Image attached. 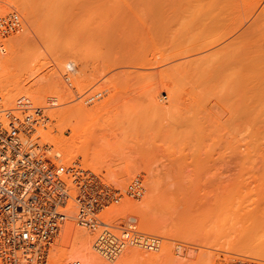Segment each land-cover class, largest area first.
Listing matches in <instances>:
<instances>
[{
    "label": "rangeland",
    "instance_id": "374dc122",
    "mask_svg": "<svg viewBox=\"0 0 264 264\" xmlns=\"http://www.w3.org/2000/svg\"><path fill=\"white\" fill-rule=\"evenodd\" d=\"M11 12L20 15L23 28L6 36L0 33V44L6 43L0 58L11 56L16 38L26 36L18 45L21 57L11 78L36 88L34 83L53 77L57 86L48 95L41 92L47 96L45 103L44 98L34 100L36 89L16 97L10 92L17 99L34 95V103L44 109L34 140L56 155L59 147L42 134L49 130L63 139L74 137L81 148L75 160L107 182L125 188L136 178L142 181L139 198L125 197L112 205L114 211L107 208L105 212L114 215L104 212V218L115 217L110 222L120 225L128 215L136 217L140 229L160 236V248L131 246L114 260L97 252L102 261L264 264V0H0V14ZM202 43L213 44L196 52ZM135 56L148 57L149 67L131 65ZM197 57L205 59V68L189 67L188 60ZM213 60L218 65L211 71ZM180 61H186V67L168 68L170 78L146 82L149 87L142 84V72L131 74L133 69L156 73ZM237 76L243 77L241 84ZM2 86L4 93L9 86ZM7 92L2 93L4 103L12 106L17 99L8 98ZM81 105L95 116L83 119V130L75 128L80 118L61 117L65 111L73 115ZM68 220L87 233L75 217ZM61 238L52 245L51 264L82 260L74 241L67 243V251H59ZM131 249L144 254L127 262L125 252ZM151 252L162 256L150 259Z\"/></svg>",
    "mask_w": 264,
    "mask_h": 264
},
{
    "label": "built area",
    "instance_id": "2783aa9c",
    "mask_svg": "<svg viewBox=\"0 0 264 264\" xmlns=\"http://www.w3.org/2000/svg\"><path fill=\"white\" fill-rule=\"evenodd\" d=\"M23 28L16 12L0 14V33ZM5 51V44H0ZM1 68V64H0ZM43 108L28 96L6 106L0 90V259L4 264H51L52 245L71 217L93 238L100 255L114 260L128 247L158 250L161 238L140 229L130 216L120 225L104 212L125 197L139 198L141 179L125 188L104 180L80 161L65 162L34 140ZM75 215H73V211ZM69 264H83L74 259Z\"/></svg>",
    "mask_w": 264,
    "mask_h": 264
},
{
    "label": "bare ground",
    "instance_id": "6f19581e",
    "mask_svg": "<svg viewBox=\"0 0 264 264\" xmlns=\"http://www.w3.org/2000/svg\"><path fill=\"white\" fill-rule=\"evenodd\" d=\"M105 26H107V25H105ZM109 26V25H108ZM108 26H107V29L109 30V29H111V26H109L110 28H108ZM106 28V27H105ZM114 28V30H113V32L115 31V27H113ZM103 29V28H102ZM105 30V29H104ZM103 30V31H104ZM101 31V30H100ZM106 31V30H105ZM104 31V32H105ZM111 30H109V32H110ZM102 32V31H101ZM108 32V31H107ZM112 32V31H111ZM115 37H116V35H117V31H115ZM121 33H122V30H121ZM118 34H119V32H118ZM124 34V33H123ZM103 35V34H102ZM111 35V34H110ZM127 35V34H126ZM2 36V35H1ZM28 36V35H27ZM120 36V35H119ZM124 36V35H123ZM107 37V36H106ZM105 36H103V39H105L106 38ZM113 36L111 35V38H112ZM115 37H113V38H115ZM125 37V36H124ZM123 37V38H124ZM25 38V39H24ZM28 38V37H27ZM109 37H107L106 39L108 40V42L109 43H107V44H109L110 45V47H111V45L112 46H115V45H113L114 43H115V41H114V43L112 44H110V39H108ZM18 39V43L17 42H15L14 44L16 45V43H17V47L15 46L14 47V44H13V54L11 55V56H9V57H7V59H6V57L4 58V57H2V58H0V60H5V62L6 63H2V62H4V61H0V63H2L3 65L1 66V68L4 66V68L5 69H3L2 71L3 72H1V78H0V82H2L3 84H7V87L6 88H8V86H9V88L8 89H6V90H4V93H6L7 91V93L8 94H6L7 96H8V98H15L16 97V95L17 94H19L20 92L22 93V92H24V90H32V89H34V91H33V94L34 93H36V91H35V89L37 90V95L36 94H34V95H31V97L32 96H34V98L36 97V98H38V99H41L42 98V100H43V98H44V96L45 95H48L46 92H48L49 91V89L50 88H52V91H53V89L55 88V82H53L52 80H55V79H53V77L52 78H47V79H43V81L42 80H40V83H37V84H35L34 83V85H37V86H35L36 88H34V87H29V88H31V89H29L28 87H25L24 86V83H23V81H22V79H18V80H16V79H13V78H11V76H12V74H11V71H12V68H13V66H15V64H16V61H17V59L19 58V57H21V56H19L20 54L18 53V45L20 46V44L22 43V42H24L23 40H25L26 41V36L25 37H23V36H19L18 38H16V40ZM22 39V40H21ZM30 39V38H29ZM118 39V38H117ZM114 40V39H113ZM237 40V39H236ZM235 40V41H236ZM240 41H242V39L240 40ZM113 42V41H112ZM118 42V41H117ZM116 42V43H117ZM124 42V41H123ZM229 42H234V41H231V40H229L227 43H228V45L230 44ZM237 42V41H236ZM235 42V43H236ZM238 42H239V40H238ZM237 42V43H238ZM103 43H105V42H103ZM234 43V44H235ZM236 43V44H237ZM6 44V43H5ZM121 44V43H120ZM127 44H128V42H127ZM212 44L213 43H202V44H200V46H198V48H196V52H201V51H203V50H206V48H210V46H212ZM225 44V43H224ZM235 44V45H236ZM22 45V44H21ZM122 45V44H121ZM228 45H227V47H228ZM233 45V43L231 44V46ZM106 46V45H105ZM123 46V45H122ZM127 46V45H126ZM225 46V45H224ZM107 47L108 46H106V50H107ZM9 48V47H8ZM112 48V47H111ZM111 48H109L107 51H109V52H107L105 49H104V53H105V51L107 52V54L108 53H110V49ZM119 48V47H118ZM121 48V47H120ZM226 48V47H225ZM224 48V49H225ZM229 48H230V46H229ZM235 48V47H234ZM114 49V48H113ZM112 49V50H113ZM223 49V50H224ZM228 49V48H227ZM237 48H235L234 49V52H235V50H236ZM238 49H240L239 47H238ZM117 50H119V49H117ZM122 50V49H121ZM130 51H132L131 49H129ZM220 50H221V48H220ZM220 50H218V51H220ZM243 50V49H242ZM252 50V49H251ZM216 51V50H215ZM233 51V49L231 50V51H228V52H232ZM117 52V51H116ZM221 52V51H220ZM219 52V53H220ZM251 52H253V51H251ZM111 53H112V51H111ZM111 53L109 54V55H111ZM134 53V52H133ZM215 53H217V52H215ZM223 53H224V51H223ZM223 53H222V57H223ZM107 54H105V55H107ZM113 54H114V51H113ZM113 54H112V56H113ZM122 54H124L125 55V50H124V53H122ZM122 54H121V56H122ZM127 56H129V54H132V52L131 53H128L127 52ZM213 54H214V52H213ZM229 54V53H228ZM235 54H237L238 55V51H237V53L235 52ZM118 55H119V52H118ZM216 55V54H215ZM226 55H227V52H226ZM225 55V56H226ZM230 56H232V54H229ZM0 56H2V55H0ZM134 56V55H133ZM219 56H221V55H218L217 57H219ZM110 57V56H109ZM116 57H118V56H116ZM130 57H131V55H130ZM129 57V58H130ZM136 57V56H135ZM137 57H139V58H137ZM136 58H135V60L133 61V60H131L132 62H134V64H131V65H135V64H138V66L140 65V66H147V67H149V58L148 57H144V56H137ZM226 57H228V56H226ZM235 57V56H234ZM247 57H249V55L247 56ZM255 57V56H254ZM4 58V59H3ZM122 58H123V56H122ZM121 58V59H122ZM132 58V57H131ZM130 58V59H131ZM216 58V57H215ZM225 57H223V59H224ZM249 58H251V57H249ZM249 58H247V59H249ZM117 59V58H116ZM202 59V57H197V58H192V59H190V60H188L189 61V63L188 64H190V63H192L191 65H189V67H191V66H193L194 68H205L206 67V64H205V59L204 60H202V61H200ZM226 59V58H225ZM225 59L223 60L224 62H225ZM228 59V58H227ZM19 60V59H18ZM124 58H123V63H126L127 64V61H128V59H127V61L126 62H124ZM237 60V64H241L242 63V61L239 59V58H237L236 59ZM253 60H254V58H253ZM117 61V60H116ZM120 61V60H119ZM221 61V63L223 62L222 60H220ZM130 62V61H129ZM137 62V63H136ZM184 62V63H183ZM213 63L212 64H210V65H208L209 67H208V69L209 70H214V68H217V66L215 67V65L217 64L218 65V63H217V61L216 62H214V60L212 61ZM113 63V62H112ZM119 63V62H118ZM117 63V64H118ZM120 63L122 64V60L120 61ZM120 63H119V65H120ZM216 63V64H215ZM129 64V65H130ZM220 64V63H219ZM128 65V64H127ZM181 65H185L184 67H186V61H180V62H178L177 64H175V65H172V66H170V67H167L166 69L164 68V69H159V71H156V73H153V72H151L150 74H149V71H146V72H143V70H141L140 72H136L137 70H135V69H133V72L132 71H130V72H132L131 74L132 75H134V74H137L138 76H139V74L138 73H141L142 72V76H141V79L142 78H144L145 79V82L143 83L142 82V84H145L146 82L147 83H152V84H155L156 82H161V81H164V80H166V78H170V75L172 74V72H169V69H170V71H171V69H179V67H181V68H183V66H181ZM203 66H205V67H203ZM35 67H36V65H35ZM111 67V66H110ZM113 67V66H112ZM142 67V68H143ZM147 67H145L146 69H147ZM192 67V68H193ZM0 68V69H1ZM141 68V69H142ZM169 68V69H168ZM129 69V68H128ZM127 69V70H128ZM138 69V68H137ZM126 70V69H125ZM125 70H123V72L125 71ZM127 70H126V72H127ZM131 70V69H130ZM140 70V69H139ZM138 70V71H139ZM116 71V70H115ZM119 71H121V70H119ZM134 71H135V73H134ZM125 72V73H126ZM116 73V72H115ZM118 73V72H117ZM127 73H129V70H128V72ZM134 73V74H133ZM120 75H122V72L121 73H119ZM130 74V73H129ZM113 75V74H112ZM136 75V76H137ZM237 78V80H238V84L240 83V81H242V79H243V77L241 78V77H236ZM236 78H234V79H236ZM137 79V78H136ZM135 79V80H136ZM140 79V80H141ZM144 79H142V80H144ZM139 80V81H140ZM141 80V81H142ZM237 80H234L235 82H236V84H237ZM42 81V82H41ZM233 81V80H232ZM233 81V82H234ZM136 82V81H135ZM232 82V83H233ZM234 82V83H235ZM23 83V84H22ZM146 83V85H148V87H149V84H147ZM231 83V84H232ZM233 83V84H234ZM3 84H0L1 86L3 85ZM235 84V85H236ZM241 84V83H240ZM55 85V86H54ZM60 85V84H59ZM58 85V86H59ZM135 86V85H134ZM138 86H139V84H138ZM142 86H144V85H142ZM3 87V86H2ZM57 87V86H56ZM141 87V86H140ZM5 88V87H4ZM59 89V88H58ZM57 89V90H58ZM3 90V89H2ZM18 92H17V91ZM15 91V92H14ZM54 91H55V89H54ZM53 91V92H54ZM10 92H13L12 93V95H15V97H12V95L11 96H9L11 93ZM17 92V93H16ZM41 92L43 93V92H45L44 93V96H43V94H41ZM49 92H51V89H50V91ZM48 92V93H49ZM60 92V91H59ZM1 93H3V92H1ZM3 93V94H4ZM29 93V92H28ZM27 93V94H28ZM38 93H40L41 95H39ZM22 94H24V93H22ZM50 94V93H49ZM55 94V93H54ZM5 95V94H4ZM3 95V96H4ZM25 95H26V93H25ZM29 95V97H30V94H28ZM59 95V94H58ZM67 95V94H66ZM21 95H19L18 96V98L20 97ZM23 96V95H22ZM63 95H61V97H62ZM65 96V95H64ZM30 97V98H31ZM4 98H5V96H4ZM36 98L34 99V100H36ZM46 98H47V96H46ZM46 98H44V103L46 102ZM63 98V97H62ZM6 99V98H5ZM15 99H17V98H15ZM32 99V98H31ZM37 99V100H38ZM64 99V98H63ZM65 99H66V97H65ZM7 100V99H6ZM13 100V99H12ZM33 100V99H32ZM42 100H41V102H42ZM62 100V99H61ZM40 101V100H39ZM10 102V101H9ZM34 102V101H33ZM40 102V103H41ZM49 102V101H48ZM6 104H8V103H6ZM35 104V103H34ZM49 104V103H48ZM10 105V104H9ZM15 105V104H14ZM14 105H12V106H14ZM35 105H37V104H35ZM46 105V104H45ZM39 106V105H38ZM10 107V106H9ZM45 107V106H44ZM46 108V107H45ZM82 108V105H81V107L79 108V110H76V112H74V114L73 115H70L69 116V114H71V112L70 113H65V112H67V111H65L64 113H62V118H69L68 120H71L72 121V118H73V116H74V118H76V119H74V120H76V121H78L79 120V118L81 119V122H79L78 123V125H76L75 126V128H77V129H84V125L82 126L81 125V123L82 124H84L83 123V119L84 120H86V119H89L90 121L91 120H93L94 119V113H91V111L89 110V107L87 108V106L84 108L83 107V109H81ZM88 109V110H87ZM44 110V109H43ZM88 111V112H87ZM60 114V113H59ZM58 114V115H59ZM65 116H64V115ZM66 114H67V116H66ZM45 115V114H44ZM84 116V117H83ZM45 117V116H44ZM48 119L50 118V117H47ZM64 118V119H65ZM44 119V118H43ZM50 120V119H49ZM49 120H46V121H49ZM45 122V121H44ZM85 122V121H84ZM43 124V123H42ZM41 124V125H42ZM77 124V123H76ZM81 125V126H80ZM68 126V125H67ZM72 126V125H71ZM74 126V125H73ZM79 127V128H78ZM82 127V128H81ZM90 127V126H89ZM46 129V128H45ZM63 129H65V128H63ZM72 129V128H71ZM73 129H74V127H73ZM82 129V130H83ZM38 131H39V128H38ZM41 131V133H45L46 131L45 130H40ZM62 131V133H63V130H61ZM76 130H74V132H75ZM78 131V130H77ZM48 132L49 133H46V134H42V138H43V140L45 139V141L46 140H50L51 142H53L55 145H57L56 147L58 148V151H59V154H60V156H61V154H63L62 156L63 157H61L64 161L65 160H70V161H72L73 159L75 160L76 158H77V154L78 153H80V149L81 148H79V147H76L75 146V142H74V137H73V139L72 140H70V139H63L62 137L63 136H61V135H54V134H52L51 133V131H49L48 130ZM79 132L80 133H82L81 132V130H79ZM41 133H40V136H41ZM80 133H79V136H82V134L80 135ZM77 134L78 133H75V135L77 136ZM76 138V137H75ZM108 139V138H107ZM73 141V142H72ZM54 145V146H55ZM77 148V149H76ZM79 149V150H78ZM57 150V149H56ZM78 150V151H77ZM52 151H54V150H52ZM58 151H57V154H58ZM56 152V151H55ZM54 152V153H55ZM68 162V161H67ZM90 164H92V163H89V165ZM90 166H92V165H90ZM129 198H131V197H129ZM153 198H154V196H153ZM134 199H136V198H134ZM151 200H149V202H150ZM147 202H148V200H147ZM148 202V204H150ZM120 204V203H119ZM147 204V205H148ZM151 206V205H150ZM114 206H112L111 208L109 207L108 209L109 210H112V211H114L112 208H113ZM147 207H148V209H149V206H146V209H147ZM144 208V207H143ZM148 209L145 211V213H146V215H147V219L149 220V222L150 223H153V219L151 218V216H149V214H150V212H148ZM143 210V209H142ZM106 211H108V210H106ZM149 211H151L150 209H149ZM152 212V211H151ZM106 214H107V212H105ZM112 212L111 211H109L108 212V214H107V216L108 215H112L111 214ZM144 213V212H143ZM149 213V214H148ZM153 213V212H152ZM114 215V214H113ZM152 215H154V214H152ZM129 217L131 216V215H128ZM127 216V217H128ZM110 217V219H108L109 221H113L114 222V220H112V219H114L113 217H111V216H109ZM153 218L155 217V219H156V216H152ZM108 218V217H107ZM112 218V219H111ZM128 219V218H127ZM128 221V220H127ZM115 223H117V222H115ZM124 223H126V222H124ZM119 224V223H118ZM139 224V223H138ZM76 227V226H75ZM83 228V227H82ZM79 228H74V223H73V225H72V222L70 221V220H68L67 221V223H66V225H65V227H64V229H63V235H60L62 238H61V240L59 241V246L61 247V250H59V251H62V248L63 247H65V246H67V243L68 242H75V244H77L78 243V245H75L74 244V242H73V245H75V252H79V254L78 255H81L80 254V252L83 254L82 256L85 258V261H87V264H110V263H108V261H107V263H106V261H102V259H100V257H98L97 256V252H96V254H95V250L93 251V249H94V247H93V238L90 236V235H87L88 234V231H87V233L86 232H84V230L83 229H79ZM59 240V239H58ZM78 246V247H77ZM135 247H138V246H135ZM68 248V247H67ZM66 247H65V249L64 250H66L67 249ZM132 248V247H131ZM140 248H142V247H140ZM73 249V248H72ZM129 249V248H128ZM77 250V251H76ZM133 249H131V251H132ZM136 251H137V249H135ZM132 251V252H129V254L127 253V252H125L126 254V256L127 257H125L126 258V260H127V262L130 260H132V258H135V257H137V256H139L140 254H142L141 253V251L139 250V251ZM67 251V250H66ZM66 251H65V253H66ZM126 251V250H125ZM75 252H73L74 254H75ZM77 252V253H78ZM140 252V253H139ZM58 253V252H57ZM149 253V252H148ZM156 253V252H155ZM67 254V253H66ZM144 254V253H143ZM122 255V254H121ZM54 256H56L58 259H59V256L58 255H54ZM81 256V257H82ZM141 256V255H140ZM148 256V255H147ZM158 256H162L161 254L159 255V254H153L152 252H151V254H149V258L150 259H155V258H157ZM79 257V256H78ZM82 257V260L84 259ZM142 257H146V255H142ZM55 258V257H54ZM102 258V257H101ZM104 258V257H103ZM148 258V257H147ZM76 259V258H75ZM107 259V258H106ZM105 259V260H106ZM53 260V259H52ZM120 260V259H119ZM126 260H123V261H126ZM119 262V261H118ZM83 263H86V262H84L83 261Z\"/></svg>",
    "mask_w": 264,
    "mask_h": 264
}]
</instances>
